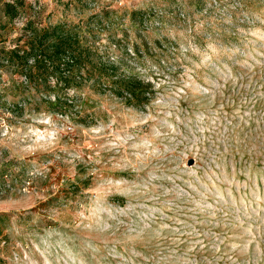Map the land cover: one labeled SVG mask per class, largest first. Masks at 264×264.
<instances>
[{"label": "rangeland", "instance_id": "374dc122", "mask_svg": "<svg viewBox=\"0 0 264 264\" xmlns=\"http://www.w3.org/2000/svg\"><path fill=\"white\" fill-rule=\"evenodd\" d=\"M0 264H264V0H0Z\"/></svg>", "mask_w": 264, "mask_h": 264}, {"label": "trees", "instance_id": "16d2710c", "mask_svg": "<svg viewBox=\"0 0 264 264\" xmlns=\"http://www.w3.org/2000/svg\"><path fill=\"white\" fill-rule=\"evenodd\" d=\"M5 6L7 8L12 7L11 4ZM58 29H61L60 25L56 26L52 33L49 31L45 32L44 37L54 35L55 32L57 34ZM58 37L59 38L54 41L52 45L53 50L51 54L47 56V59L52 63L53 74L56 76L59 84L64 90H67L73 84L80 81V73L86 65L87 57L84 55L83 49L78 45L79 41L77 38L70 32H61V34H58ZM42 44V41L40 43H37V41L30 43L29 50H24L22 55L19 54L21 50L18 49L11 52L5 60L13 65L21 66L26 71H30V60L33 59L35 63H38L44 51V49L41 50L40 48ZM143 85L141 80H137L133 76L119 75L114 81L113 88L115 92H118L120 95L128 94L130 96H139L144 93Z\"/></svg>", "mask_w": 264, "mask_h": 264}, {"label": "water", "instance_id": "95a60500", "mask_svg": "<svg viewBox=\"0 0 264 264\" xmlns=\"http://www.w3.org/2000/svg\"><path fill=\"white\" fill-rule=\"evenodd\" d=\"M193 162H191V164H192Z\"/></svg>", "mask_w": 264, "mask_h": 264}]
</instances>
